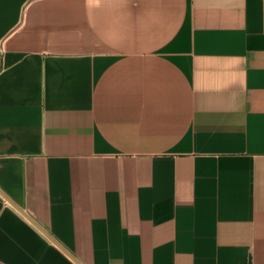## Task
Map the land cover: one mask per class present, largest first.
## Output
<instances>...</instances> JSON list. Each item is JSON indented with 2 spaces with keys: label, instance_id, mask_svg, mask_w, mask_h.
I'll use <instances>...</instances> for the list:
<instances>
[{
  "label": "crops",
  "instance_id": "0c3cea01",
  "mask_svg": "<svg viewBox=\"0 0 264 264\" xmlns=\"http://www.w3.org/2000/svg\"><path fill=\"white\" fill-rule=\"evenodd\" d=\"M0 264H264V0H0Z\"/></svg>",
  "mask_w": 264,
  "mask_h": 264
},
{
  "label": "water",
  "instance_id": "95a60500",
  "mask_svg": "<svg viewBox=\"0 0 264 264\" xmlns=\"http://www.w3.org/2000/svg\"><path fill=\"white\" fill-rule=\"evenodd\" d=\"M16 205V204H15ZM18 207V206H17ZM20 209V208H19Z\"/></svg>",
  "mask_w": 264,
  "mask_h": 264
}]
</instances>
